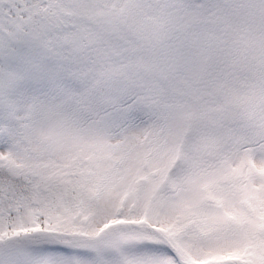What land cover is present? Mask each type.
<instances>
[{
    "label": "snow or ice",
    "instance_id": "snow-or-ice-1",
    "mask_svg": "<svg viewBox=\"0 0 264 264\" xmlns=\"http://www.w3.org/2000/svg\"><path fill=\"white\" fill-rule=\"evenodd\" d=\"M0 264H264V0H0Z\"/></svg>",
    "mask_w": 264,
    "mask_h": 264
}]
</instances>
